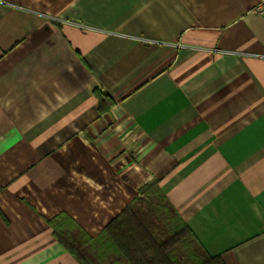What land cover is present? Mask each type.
Masks as SVG:
<instances>
[{"label":"crops","instance_id":"1","mask_svg":"<svg viewBox=\"0 0 264 264\" xmlns=\"http://www.w3.org/2000/svg\"><path fill=\"white\" fill-rule=\"evenodd\" d=\"M259 1L0 0V264H82L51 220L96 238L152 183L205 254L264 264Z\"/></svg>","mask_w":264,"mask_h":264},{"label":"trees","instance_id":"2","mask_svg":"<svg viewBox=\"0 0 264 264\" xmlns=\"http://www.w3.org/2000/svg\"><path fill=\"white\" fill-rule=\"evenodd\" d=\"M95 95L99 99L100 110L102 112L111 108L113 103L101 91L96 90ZM107 102V107L105 103ZM141 195L159 198V202L175 216L176 222L180 225H173L172 232L160 239L153 226L147 222L149 216L142 214V210L135 208L139 201L136 198L130 206L125 209L96 237L92 238L70 217L62 214L51 220L50 226L54 230V238L61 247L80 261L82 264H90L85 253L86 243H99L102 241V251L108 247L113 251L116 264H191L185 257H179L180 246L185 245L188 239H192L198 246L203 258L197 264H224L220 258L210 257L204 253L196 238L183 223L179 214L169 204L168 199L162 194L157 183H152L139 190ZM155 199V198H154ZM161 209V208H160ZM159 230V229H157ZM160 231V230H159ZM101 245L97 249H101ZM179 248V249H178ZM184 259V260H183ZM186 259V260H185Z\"/></svg>","mask_w":264,"mask_h":264},{"label":"rangeland","instance_id":"3","mask_svg":"<svg viewBox=\"0 0 264 264\" xmlns=\"http://www.w3.org/2000/svg\"><path fill=\"white\" fill-rule=\"evenodd\" d=\"M138 200L137 204H135V208L142 210L143 216L144 214H146L145 216H148L149 214L154 213L151 217L149 216L147 222L154 227L153 229L156 232H159L158 235L160 236V239H163L162 236H166L172 232L173 225H178V227H180L175 220V216H173L174 214L168 209H165L164 206L162 207L159 198L154 196L150 197L148 194L147 196L141 195L138 197ZM52 231L54 232L53 229ZM186 242L185 245L180 246V249L178 248L180 250L178 255L181 258L186 256L185 258L189 260L188 262L191 264H197L203 258L202 254H200L201 251H199L197 244L193 242L192 239H188ZM101 243L102 241H99V243H86L84 245L85 250L83 252L85 253V256H87V259L90 260V264H116L114 258H112L114 255L112 249L104 247L102 251L103 244L101 245ZM100 245L101 249H97Z\"/></svg>","mask_w":264,"mask_h":264},{"label":"built area","instance_id":"4","mask_svg":"<svg viewBox=\"0 0 264 264\" xmlns=\"http://www.w3.org/2000/svg\"><path fill=\"white\" fill-rule=\"evenodd\" d=\"M252 12L264 18V0H260L259 4L252 9Z\"/></svg>","mask_w":264,"mask_h":264}]
</instances>
